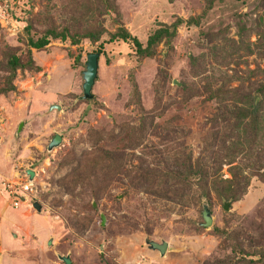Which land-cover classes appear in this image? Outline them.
Segmentation results:
<instances>
[{"label":"rangeland","instance_id":"1","mask_svg":"<svg viewBox=\"0 0 264 264\" xmlns=\"http://www.w3.org/2000/svg\"><path fill=\"white\" fill-rule=\"evenodd\" d=\"M67 1L0 0V59L7 46L17 47V54L24 56L28 35L37 37L41 29L53 23L57 28L67 25L61 12ZM116 3L121 23L143 45L154 27L176 17L199 15L207 0ZM109 13L113 10L100 11L97 18L112 29L116 24ZM263 21L264 0H214L198 25H179L172 37L161 39L153 57L140 58L129 42L108 40L106 34L93 44L84 39L70 44L49 37L40 49L29 47L37 69L18 73L14 91L0 94V264H64L58 253L67 254L69 264H231L242 251L258 258L256 253L264 248L262 175L250 178L239 199L224 198L228 200L224 210L222 198L211 187L209 226L203 225L200 214L204 196L187 206L173 204L145 193L124 177H116L106 193L92 202L97 208L94 220L83 230L73 224V219L84 211L68 204L70 194L63 192L58 179L70 171V154L89 149L84 138L91 129H102L105 138L98 145L113 151L125 148L135 165L146 160L150 168H162L157 154L168 148L169 154H180L183 143L195 157L209 128L208 118L224 100L202 91L205 83L211 81L216 87L228 81L224 85L235 87L239 79L229 81V76L245 75V70L255 69L257 64L264 67V58L256 52L223 64L207 55L202 60L203 54H209L207 45L211 43L204 33L223 30L238 41V33L247 30L246 40L254 44L258 37L255 32L261 31L256 26ZM250 26L254 30L249 31ZM98 46L97 77L91 96L82 98L86 56ZM193 57L204 64L203 71L196 69ZM159 69L165 70L163 79ZM4 73L0 69V84ZM173 80L188 90L201 91L183 100L184 90H178ZM142 124L146 125L145 138L132 148ZM55 133L61 135L60 142L46 150ZM166 135L172 136L162 141ZM237 161L222 163V179L232 177ZM27 168L35 172L30 184ZM259 172L263 174L262 169ZM7 183L23 196L17 207H12ZM54 198L61 202L54 203ZM34 201L40 204L39 211L32 207ZM216 226L227 231L217 232ZM146 238L166 239L167 247L160 253L148 246ZM242 264L263 262L245 259Z\"/></svg>","mask_w":264,"mask_h":264},{"label":"trees","instance_id":"2","mask_svg":"<svg viewBox=\"0 0 264 264\" xmlns=\"http://www.w3.org/2000/svg\"><path fill=\"white\" fill-rule=\"evenodd\" d=\"M213 1L207 0L202 13L197 16H190L186 19L176 17L170 23L157 25L147 35L142 45L121 23L116 0H68L61 8L62 15L66 17L65 21L68 24L59 28L55 26V23L50 24L40 30L39 36L28 35L26 44L29 47L40 49L47 43L49 37H59L61 40H68L70 44H78L81 39L93 44L102 34H106L108 40L118 38L129 42L140 58L153 57L156 53V45L161 39L172 37L179 25H198L208 9L212 7ZM110 10L115 13V15L109 13V16L112 23L116 25L112 29H107L99 22L97 15L100 11L109 12ZM256 27L261 31L255 32L258 37L254 44L247 42V30L238 33V41L226 36L223 30L204 33L207 41L211 43L207 45V49L210 50L209 54H203L202 60L207 55L208 58L212 56L215 61H219V64H223L252 52L264 58V21ZM248 28L249 31L254 30L252 26ZM29 47L24 56L17 54L15 50L17 47L7 46L6 51H3L0 69L5 71V80L0 84V94L14 91L13 81L18 73L24 75L28 70L37 69ZM100 50L98 46L94 51L99 52ZM193 58L196 69L203 71L204 64L199 58ZM158 72L159 77L163 79L165 70L159 69ZM199 74L200 72H196L195 75ZM229 79V81L239 80L235 87L224 85L228 84V81L213 87L210 81L206 82L202 88V91L208 92L209 96L224 100L220 101L221 104L218 105L217 111L208 118L210 125L200 139V146L195 157L189 150H186L184 143L181 145L179 142L180 154H169L170 148L157 154L158 164L161 162L164 167L150 168L148 162L142 158H139L142 162L135 165L132 163V158L128 157L124 151L125 148L113 151L98 145L104 137L102 129H91L84 138L89 149L82 150L80 154H70L68 157L70 171L58 179L63 192L70 194L68 204L84 211L81 216L74 217L73 224L79 230L91 225L94 220L93 215L97 210L92 202L96 203L101 195L106 193L110 182L116 177H124L136 188L141 187L142 191L158 199L173 201V204L180 202L184 206L204 196L203 205L208 207L207 201L211 187L216 188L217 197L230 201L237 200L245 194L252 176H264V67L257 64L255 69L245 70V75L235 74V76H229ZM177 87H180L178 90H184L183 100L201 91L196 88L188 90L181 86ZM152 121L151 118L147 124ZM145 126L142 124L140 127L141 131L133 139L132 148L140 145L142 139L145 138L143 132ZM170 136H164L162 141L169 140ZM259 143L262 144L260 147L257 146ZM128 146V144L125 145V147ZM237 158V165L231 170L232 177L222 179L220 172L222 163H232ZM260 169L263 170V174H260ZM222 181H226V184L221 183ZM222 199H219L221 206ZM53 201L54 203L61 202L60 198H54ZM203 205H201V210ZM222 209L224 210L223 207ZM215 230L217 232L227 231L223 226H216ZM256 254L258 258L252 257L253 254L247 251H242L238 253V259L235 262L233 260L231 264H242L245 259L250 263L261 261L264 264V248Z\"/></svg>","mask_w":264,"mask_h":264},{"label":"water","instance_id":"3","mask_svg":"<svg viewBox=\"0 0 264 264\" xmlns=\"http://www.w3.org/2000/svg\"><path fill=\"white\" fill-rule=\"evenodd\" d=\"M98 56L99 52H91L88 53L86 56V63H85V69L83 71V81L81 84V90H82V98H89L91 96L90 90L93 82H95V78L97 77V69H98ZM176 80H173L172 82L176 84L177 86H180V83L175 82ZM20 129V127H19ZM61 140V135L59 133H55L52 137L49 138L48 142L46 143V150H49L51 147L58 145V143ZM25 174L28 176V184H30L33 181V178L35 176V172L29 168L25 169ZM32 207L36 210H40V204L38 202L34 201L32 202ZM222 207L224 209H227L228 207V200H222ZM202 218H203V225L209 226L212 222V215L210 214V210L206 205L202 206L201 210ZM102 218L103 215L100 214ZM51 239L48 240L50 242ZM148 246L152 249H158L160 253L164 251L167 247V240L161 239V240H154V239H145ZM57 256L63 261L64 264H69V257L67 254H60L58 253Z\"/></svg>","mask_w":264,"mask_h":264},{"label":"built area","instance_id":"4","mask_svg":"<svg viewBox=\"0 0 264 264\" xmlns=\"http://www.w3.org/2000/svg\"><path fill=\"white\" fill-rule=\"evenodd\" d=\"M5 187H8V190L10 192L9 195H11L12 198H13L12 201H11L12 207H17L19 202L22 201L23 196L22 195H18L17 193H15V190H14L15 186L12 185L11 183L5 184Z\"/></svg>","mask_w":264,"mask_h":264},{"label":"crops","instance_id":"5","mask_svg":"<svg viewBox=\"0 0 264 264\" xmlns=\"http://www.w3.org/2000/svg\"><path fill=\"white\" fill-rule=\"evenodd\" d=\"M1 207H2V206L0 205V208H1ZM2 212H3V211H1V209H0V213H1V214H2ZM4 215H5V214H4Z\"/></svg>","mask_w":264,"mask_h":264}]
</instances>
